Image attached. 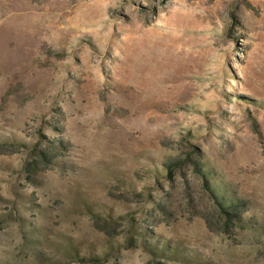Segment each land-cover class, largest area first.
<instances>
[{"label": "rangeland", "instance_id": "1", "mask_svg": "<svg viewBox=\"0 0 264 264\" xmlns=\"http://www.w3.org/2000/svg\"><path fill=\"white\" fill-rule=\"evenodd\" d=\"M0 264H264V0H0Z\"/></svg>", "mask_w": 264, "mask_h": 264}]
</instances>
